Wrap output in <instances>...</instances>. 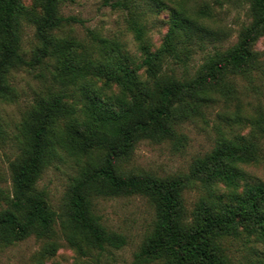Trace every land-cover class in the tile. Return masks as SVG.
Returning <instances> with one entry per match:
<instances>
[{
  "label": "trees",
  "instance_id": "obj_1",
  "mask_svg": "<svg viewBox=\"0 0 264 264\" xmlns=\"http://www.w3.org/2000/svg\"><path fill=\"white\" fill-rule=\"evenodd\" d=\"M71 1L31 0L26 5L0 0V99L14 98L9 75L21 67L50 65L54 86L33 99L19 122L18 153L9 164L11 195L0 208V243L34 236L43 241L41 254L52 255L59 233L78 258L74 264H104L102 257L122 248L127 238L104 226L93 199L139 194L154 213L130 264H233L225 238H255L264 244V181H247L241 169L259 158L253 139L221 134L209 151L193 159L187 174L159 176L121 165L140 141L181 146L185 136L179 125L201 114L215 94L225 95L233 76L259 66L254 45L264 40V0H245L250 21L236 41L206 53L193 74L187 65L193 44L203 38L200 20L208 14L206 5L191 13L171 7L157 49L145 40L144 26L129 20L140 51L136 61L117 40L90 32L97 51L91 54L77 38L61 35L65 26L82 22L60 13V5ZM24 23L33 26L36 39L29 58L20 48ZM173 65L185 72L178 74ZM94 81L101 86L93 87ZM61 153L85 160L57 211L37 181ZM194 180L204 195L188 212L182 192ZM248 264H264V256Z\"/></svg>",
  "mask_w": 264,
  "mask_h": 264
},
{
  "label": "rangeland",
  "instance_id": "obj_2",
  "mask_svg": "<svg viewBox=\"0 0 264 264\" xmlns=\"http://www.w3.org/2000/svg\"><path fill=\"white\" fill-rule=\"evenodd\" d=\"M26 5L31 0H23ZM116 0H74L62 3L59 11L63 15H75L81 23L65 26L61 35L75 37L91 54H96V46L90 32L123 44V49L136 61L140 51L128 27L129 20H136L145 29V40L151 49H157L168 28L171 7H185L190 13L206 5L208 14L201 22L202 40L195 43L187 65V72L193 74L202 63L206 53L215 48H225L233 44L241 27L250 21L245 0H118L123 6H112ZM21 52L26 58L36 45L34 29L24 23L21 35ZM259 66L245 74H237L229 80L225 95L215 94L203 105L201 114L179 125L184 134V142L175 147L172 142L140 141L131 156L123 160L124 169L134 172L147 171L159 176L187 174L193 159L209 151L221 134L243 135L257 142L259 158L256 162L241 165L247 181H264V130L255 126L261 122L264 127V40L259 38L254 45ZM171 66V65H170ZM174 66V65H173ZM178 74L185 70L175 65ZM50 65L36 64L13 70L9 79L15 87L12 100L0 99V208L5 207L11 195L10 162L17 156L18 125L33 99L52 89L49 75ZM142 72V71H141ZM94 81L93 87H100ZM117 92L116 88H112ZM240 120H237V118ZM84 157L61 153L41 173L37 187L45 191L47 202L55 210H60L66 189L71 179L77 175ZM204 190L196 180L183 189V203L189 212ZM94 210L104 226L123 233L126 244L102 257L104 264H130L134 252L150 230L153 208L148 200L139 194L96 197ZM58 248L52 255H42L43 241L34 236L12 244L0 243V264H74L78 258L58 233ZM225 251L233 264H248L251 260L264 256V244L251 238L227 237L223 240ZM89 259V258H84ZM149 264H159L152 262Z\"/></svg>",
  "mask_w": 264,
  "mask_h": 264
}]
</instances>
